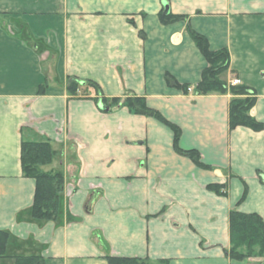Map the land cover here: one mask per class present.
I'll use <instances>...</instances> for the list:
<instances>
[{
	"label": "crops",
	"instance_id": "0c3cea01",
	"mask_svg": "<svg viewBox=\"0 0 264 264\" xmlns=\"http://www.w3.org/2000/svg\"><path fill=\"white\" fill-rule=\"evenodd\" d=\"M169 12L184 19L162 23L159 14ZM187 26L210 49L228 50L222 79L239 78L255 97L250 115L264 122V0H0L7 255L36 254L45 264H108L106 256L264 264L263 256L237 261L225 253L231 210L264 221V129L229 127L230 92L194 91L207 62ZM68 77L81 81L75 96ZM89 79L107 98H144L179 127L178 146L196 149L200 164L176 151L159 120L97 101L84 88ZM22 139L47 140L56 151L43 169L63 174L57 220L30 216L36 182L22 171Z\"/></svg>",
	"mask_w": 264,
	"mask_h": 264
},
{
	"label": "trees",
	"instance_id": "16d2710c",
	"mask_svg": "<svg viewBox=\"0 0 264 264\" xmlns=\"http://www.w3.org/2000/svg\"><path fill=\"white\" fill-rule=\"evenodd\" d=\"M159 18L162 23L168 24L184 19V16L169 12L160 13ZM187 32L207 62V66L201 72V80L195 85L194 91L198 94L230 92L232 97L228 109L229 127L245 126L255 131L263 130L264 122L255 119L249 113L255 103V97L240 84H227L222 79V75L229 67L228 50L226 48L210 49L208 39L190 26H187ZM165 78L170 85L187 89V84L180 85L170 74H166ZM84 82L85 86L95 90L96 95L99 96L95 99L102 104L109 106L121 104L135 113L154 117L168 126L173 132V145L176 151L189 157L196 164H200L199 152L196 149H182L178 146L179 127L163 117L157 110L148 107L144 98L138 96L107 98L102 95L98 83L90 79ZM80 83L78 78L68 77L67 92L71 96L77 95ZM45 88V85H41L39 92H44ZM55 155L56 151L47 140L22 139L20 153L22 171L25 176L34 178L36 182L30 216L37 221L57 220L59 216L63 174L59 170L43 169L44 166L52 163ZM210 187L219 192L223 185L212 184ZM228 222L230 246L225 253L230 259L241 261L253 256L264 257V221L259 214L233 209L229 213ZM8 238V232L0 230V258H7L8 264H45L44 258L36 254L7 255ZM105 258L108 264H151L147 258L134 256H106Z\"/></svg>",
	"mask_w": 264,
	"mask_h": 264
},
{
	"label": "built area",
	"instance_id": "2783aa9c",
	"mask_svg": "<svg viewBox=\"0 0 264 264\" xmlns=\"http://www.w3.org/2000/svg\"><path fill=\"white\" fill-rule=\"evenodd\" d=\"M230 84H231V85H237V84H240V80H239V78H237V77H232V78L230 79Z\"/></svg>",
	"mask_w": 264,
	"mask_h": 264
},
{
	"label": "rangeland",
	"instance_id": "374dc122",
	"mask_svg": "<svg viewBox=\"0 0 264 264\" xmlns=\"http://www.w3.org/2000/svg\"><path fill=\"white\" fill-rule=\"evenodd\" d=\"M84 81H85V80H84ZM84 81H82V82H84ZM80 85H81V83H80ZM84 85H86V84H85V82H84ZM84 88H86V89H87L88 87H87V86H85ZM89 88H91V89H92V92L94 91V93H96V92H95V90H94L92 87H89ZM85 91H86V90H85ZM253 257H256V256H253Z\"/></svg>",
	"mask_w": 264,
	"mask_h": 264
},
{
	"label": "water",
	"instance_id": "95a60500",
	"mask_svg": "<svg viewBox=\"0 0 264 264\" xmlns=\"http://www.w3.org/2000/svg\"><path fill=\"white\" fill-rule=\"evenodd\" d=\"M101 108L104 110H107V107H105L104 105L101 104Z\"/></svg>",
	"mask_w": 264,
	"mask_h": 264
}]
</instances>
